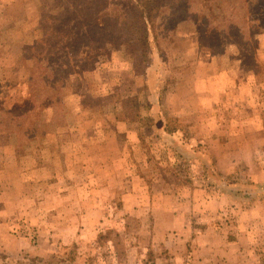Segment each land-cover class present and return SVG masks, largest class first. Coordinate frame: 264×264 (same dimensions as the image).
<instances>
[{
	"label": "rangeland",
	"instance_id": "1",
	"mask_svg": "<svg viewBox=\"0 0 264 264\" xmlns=\"http://www.w3.org/2000/svg\"><path fill=\"white\" fill-rule=\"evenodd\" d=\"M127 4L0 0V264H264V0Z\"/></svg>",
	"mask_w": 264,
	"mask_h": 264
},
{
	"label": "trees",
	"instance_id": "2",
	"mask_svg": "<svg viewBox=\"0 0 264 264\" xmlns=\"http://www.w3.org/2000/svg\"><path fill=\"white\" fill-rule=\"evenodd\" d=\"M127 1L128 4L125 6L126 10L122 14L123 19L118 20V22H116V26H119L121 29H124L125 31L130 30L131 35L134 36L138 35V37H140L141 35L146 36L148 34V30L146 27L147 22L151 19L155 11L161 8V4L163 0H127ZM139 32L141 33V35H139L140 34Z\"/></svg>",
	"mask_w": 264,
	"mask_h": 264
},
{
	"label": "crops",
	"instance_id": "3",
	"mask_svg": "<svg viewBox=\"0 0 264 264\" xmlns=\"http://www.w3.org/2000/svg\"><path fill=\"white\" fill-rule=\"evenodd\" d=\"M133 264H136V260H135V262H133Z\"/></svg>",
	"mask_w": 264,
	"mask_h": 264
}]
</instances>
